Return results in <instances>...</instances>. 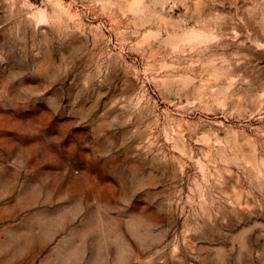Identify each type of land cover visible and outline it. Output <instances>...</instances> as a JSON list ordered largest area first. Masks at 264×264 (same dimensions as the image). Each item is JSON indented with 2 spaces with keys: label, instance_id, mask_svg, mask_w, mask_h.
Wrapping results in <instances>:
<instances>
[{
  "label": "rangeland",
  "instance_id": "374dc122",
  "mask_svg": "<svg viewBox=\"0 0 264 264\" xmlns=\"http://www.w3.org/2000/svg\"><path fill=\"white\" fill-rule=\"evenodd\" d=\"M0 264H264V0H0Z\"/></svg>",
  "mask_w": 264,
  "mask_h": 264
}]
</instances>
